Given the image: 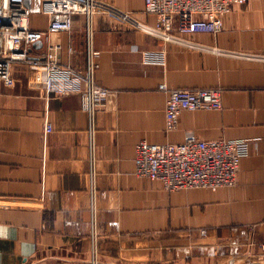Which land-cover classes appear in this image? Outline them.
I'll return each mask as SVG.
<instances>
[{
	"label": "crops",
	"instance_id": "obj_1",
	"mask_svg": "<svg viewBox=\"0 0 264 264\" xmlns=\"http://www.w3.org/2000/svg\"><path fill=\"white\" fill-rule=\"evenodd\" d=\"M98 1L148 27L156 23L144 0ZM42 2L24 0L31 30L48 28ZM92 25L94 79L110 91L93 128L98 264L264 261V61L237 56L264 55V0L231 5L218 34L181 37L194 47L165 43L106 13H96ZM51 41L59 62L84 68L82 15ZM45 50L37 43L29 56ZM160 53L163 64L153 61ZM7 72L0 78V264H90L85 97L47 95L44 65L13 62ZM161 84L218 88L222 109L184 111L167 132ZM189 132L205 141H250L234 187L167 192L135 175L138 142L176 144Z\"/></svg>",
	"mask_w": 264,
	"mask_h": 264
},
{
	"label": "built area",
	"instance_id": "obj_2",
	"mask_svg": "<svg viewBox=\"0 0 264 264\" xmlns=\"http://www.w3.org/2000/svg\"><path fill=\"white\" fill-rule=\"evenodd\" d=\"M246 0H144V10L156 17L152 27L141 24L132 14L125 13L98 0H43L42 12L49 16L46 31L31 30L28 26L30 10L24 0H1L0 2V78L7 79L8 66L21 62L46 68L45 92L60 98L82 94L85 97L87 134L91 150L90 173V264H98L96 248L98 225L96 220L95 188L93 179V133L94 117L103 107L110 91L96 83L98 52L93 47V17L96 13L110 14L130 28L155 36L165 43H183L194 47L181 37L194 34H218L223 27V18L231 5H243ZM84 17L85 64L77 69L69 63H61L55 57L59 49L51 36L68 33L72 29L73 17ZM37 43H44L46 50L37 57L29 52ZM68 53L72 49L68 48ZM153 61L163 64V53ZM238 57L264 61V55L241 54ZM146 62H152L147 58ZM158 90L167 95L164 119L165 130L177 128L184 111H218L222 109L221 90L218 88L170 89L161 84ZM51 125H45L50 133ZM250 141L201 140L193 133H186L182 142L176 144H153L140 141L135 147V175L141 179L158 181L167 192L187 189H203L216 192L234 187L241 159L250 151ZM205 234V231L201 232ZM264 251V245H261Z\"/></svg>",
	"mask_w": 264,
	"mask_h": 264
},
{
	"label": "water",
	"instance_id": "obj_3",
	"mask_svg": "<svg viewBox=\"0 0 264 264\" xmlns=\"http://www.w3.org/2000/svg\"><path fill=\"white\" fill-rule=\"evenodd\" d=\"M228 264H264V261H241V262H236V261H232Z\"/></svg>",
	"mask_w": 264,
	"mask_h": 264
}]
</instances>
